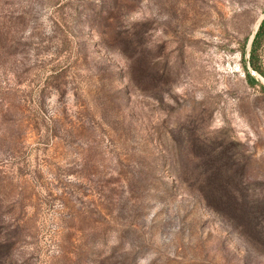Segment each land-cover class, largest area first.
Wrapping results in <instances>:
<instances>
[{
	"label": "rangeland",
	"instance_id": "1",
	"mask_svg": "<svg viewBox=\"0 0 264 264\" xmlns=\"http://www.w3.org/2000/svg\"><path fill=\"white\" fill-rule=\"evenodd\" d=\"M263 18L0 0V264H264Z\"/></svg>",
	"mask_w": 264,
	"mask_h": 264
},
{
	"label": "trees",
	"instance_id": "2",
	"mask_svg": "<svg viewBox=\"0 0 264 264\" xmlns=\"http://www.w3.org/2000/svg\"><path fill=\"white\" fill-rule=\"evenodd\" d=\"M263 39H264V18H263V20L259 26L257 33L255 34V36L251 42V47H250V51H249V60H248L250 67H247L245 65L246 70L248 71L247 72L248 81H250V83L257 81L256 77L251 74L250 70H252L254 73H257L261 76H264V70L258 62L259 61L258 60V53H259L260 47L262 46ZM263 89H264V86H263ZM219 172L221 173V171L218 170V173ZM200 190L202 191V194H203V192L207 193V191H208V190H203V189H200ZM205 199L208 200L207 197Z\"/></svg>",
	"mask_w": 264,
	"mask_h": 264
}]
</instances>
